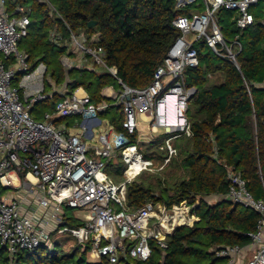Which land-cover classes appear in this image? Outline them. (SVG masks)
<instances>
[{
	"label": "built area",
	"instance_id": "2783aa9c",
	"mask_svg": "<svg viewBox=\"0 0 264 264\" xmlns=\"http://www.w3.org/2000/svg\"><path fill=\"white\" fill-rule=\"evenodd\" d=\"M26 1L0 0V247L11 256L40 247L53 249L49 228L67 227L65 209L70 208L83 211L77 236L90 245L93 260L106 258L109 264L147 261L153 252L152 241L166 249L167 239L177 228L192 225L193 208L187 201L172 208L154 202L138 211L128 208L127 186L144 171L155 170L153 160L146 159L131 138L142 123L153 135L162 130L173 135L162 149L168 151V157L158 171L178 155L173 141L181 135L191 136L187 109L197 91L186 87L183 75L187 69L199 67L195 44L205 41L217 55L237 66L240 34L227 42L216 15L221 9L235 12L237 29L243 32L254 24L251 9L260 0H176L177 9L200 3L203 11L174 20L181 35L144 89L123 83L116 67L108 64L99 34L88 38L85 31L76 33L67 25L68 37L57 28L51 30L50 42L66 48L60 64L67 74L74 69L100 68L121 86L113 105L122 108L123 131L108 124L97 146H89L85 138H94V129L103 123L99 115L110 104L96 105L83 87L70 92L66 82L59 88L50 78L47 86L46 64L33 65L20 49L32 21L33 8ZM37 1L47 6L51 17L62 18L49 0ZM169 77L171 81L166 83ZM56 95L58 101L43 119L31 115L33 108ZM69 117L81 118L76 124L81 133L72 135L68 124L57 125ZM116 157L127 165L126 181L120 184L106 172L107 162ZM227 175L231 182L228 193L205 200L241 204L256 211L260 220L257 230L249 234V245L218 248L216 257L224 260L222 264H264V199L254 198L240 174L228 170Z\"/></svg>",
	"mask_w": 264,
	"mask_h": 264
},
{
	"label": "trees",
	"instance_id": "16d2710c",
	"mask_svg": "<svg viewBox=\"0 0 264 264\" xmlns=\"http://www.w3.org/2000/svg\"><path fill=\"white\" fill-rule=\"evenodd\" d=\"M49 1L62 18L51 17L45 4L27 0L33 8L32 21L20 49L30 56L33 65L43 62L48 67L52 58L58 57L57 74L53 77L59 83L66 82L70 92L83 87L96 105L109 103V108L99 116L100 119L107 117L108 124L117 132L123 131L122 108L113 105L115 99L103 96V91L114 87L119 92L121 86L108 73L95 70L74 69L67 74L60 64L66 48L50 42V31L57 28L68 37L67 25L72 31L99 34L108 64L116 67L123 83L144 89L153 81L171 44L181 35L173 25L174 20L190 15L193 6L202 8L198 3L177 9L176 0ZM222 10L216 15L219 25L222 13L233 14ZM254 17V24L243 32L236 26L234 35L240 34L242 45L237 66L217 55L205 41L195 44L199 67L187 69L183 75L186 87L197 91L187 109L191 136L177 138L178 155L163 170L180 156V167L187 177L172 189L154 186L149 179L147 183L135 180L127 186V206L131 211H138L149 202L172 208L187 201L193 208L192 225L177 228L167 239L166 249L152 241L153 252L147 261L131 259L127 264H219L221 259L216 257V249L251 243L249 234L257 230L260 220L256 211L227 199L214 204L205 199L228 193L231 184L228 170L242 176L254 198L264 197V87H261L264 84V18ZM92 21L97 23L96 27L88 28ZM221 30L228 42L232 37L230 32ZM217 74L222 80L212 82L211 75ZM51 100L58 101V96ZM137 139L138 133L131 138L134 144ZM144 173L153 174L144 171L140 176ZM79 223L73 222L71 227L79 228ZM89 252V244H78L66 252L58 241H54L53 249L40 247L19 251L14 256L0 247V264H109L106 258L89 262Z\"/></svg>",
	"mask_w": 264,
	"mask_h": 264
},
{
	"label": "rangeland",
	"instance_id": "374dc122",
	"mask_svg": "<svg viewBox=\"0 0 264 264\" xmlns=\"http://www.w3.org/2000/svg\"><path fill=\"white\" fill-rule=\"evenodd\" d=\"M28 4L31 5V3H28ZM191 10L193 12H197V11H203V8H200L199 5H196V6L191 7ZM222 11H225V10L223 9ZM251 12L253 15H255L260 20L263 19L264 18V0H260L259 5L253 7L251 9ZM236 17H237V14L234 12L233 14L222 13V17H221L222 21L220 22V25L218 24L221 28H224L225 30L230 32L232 37L229 40V42H232L233 39L236 38V34L234 35V32L236 31ZM216 21L218 23L217 17H216ZM75 32L78 33L79 31H75ZM92 35L93 34L87 33L88 38L91 37ZM202 41L203 40L199 42H202ZM205 52H208V50L205 49ZM58 59L59 58L56 56L53 57L52 61L48 65V73H47V80H46L47 86L50 85L48 81V79L50 78L53 80L54 83L58 85L59 88L63 85L62 83H59L55 77H53L55 73L57 74L56 70L58 68V62H59ZM96 72L105 73V71H103L100 68H97ZM210 78L212 82H220L222 80L220 74H217L214 76L211 75ZM170 81L171 80L169 77L166 79L165 82L170 83ZM13 86L17 88L18 82L15 81ZM103 96L116 99L118 96V91L114 87H107L103 91ZM54 104H55L54 100H49L45 103H40L35 108H33L30 113L37 120H41L43 119L46 113H49L52 111ZM169 117H170V113H169ZM101 120L103 122L102 125L94 129V134H95L94 138L93 139L85 138V142L89 146L100 145L99 144L100 134L108 130L107 117H101ZM81 121L82 120L80 117H69V118L63 119L62 121L61 120L58 121L57 125L59 124L67 125L68 124L70 128L69 130L71 134L73 135L76 133H81L82 128L76 125L77 123H80ZM164 131L165 130H162L160 133L153 135L148 131L144 123L140 125L139 132H138V139H137L136 144L138 145L139 151L145 157H151L150 159L155 160V161L153 160L155 164L154 166L155 170L150 172V173H153L151 175H149L148 173H144L142 176L140 177L138 176L135 182L147 183L148 182L147 180L149 179L152 181V184L154 186L160 185L159 188L167 187L169 189H172V187L176 183H179L181 180L187 177L186 172L180 167L181 165L180 156H178L177 158H174L173 163L165 171L163 170L167 167V165L171 162V160L162 171H158V168H160L163 165L165 158L168 157V151L162 150V149H165L167 147V142H166L167 139L173 136V135H170V136L166 135ZM176 142H177V139L173 141L174 146ZM126 171H127V165L119 157H116L112 159L111 161L107 162L106 172L108 176L110 177V179L114 181L116 184H120L126 181V177H125ZM159 181H162V182H159ZM261 199H264V197H261ZM212 203H214V201H211V204ZM82 217H83L82 210L66 208L65 209V219L68 222V226L67 227L63 226L64 228H59V229L52 231L51 236H52L53 242L58 241L60 244H62L63 249L66 252L71 251L78 244L87 245V243L81 242L79 237L77 236L78 228L71 227L73 222H76V221L80 222V219H82ZM87 259L91 263L98 262V260L97 261L93 260L89 254L87 255ZM223 262L224 260H221L219 264H222Z\"/></svg>",
	"mask_w": 264,
	"mask_h": 264
},
{
	"label": "water",
	"instance_id": "95a60500",
	"mask_svg": "<svg viewBox=\"0 0 264 264\" xmlns=\"http://www.w3.org/2000/svg\"><path fill=\"white\" fill-rule=\"evenodd\" d=\"M96 25H97V23L96 22H94V21H92V22H90L89 24H88V28H94V27H96Z\"/></svg>",
	"mask_w": 264,
	"mask_h": 264
},
{
	"label": "crops",
	"instance_id": "0c3cea01",
	"mask_svg": "<svg viewBox=\"0 0 264 264\" xmlns=\"http://www.w3.org/2000/svg\"><path fill=\"white\" fill-rule=\"evenodd\" d=\"M25 52V51H24ZM143 124V123H142ZM49 230L52 232V231H54L55 229H53V228H49Z\"/></svg>",
	"mask_w": 264,
	"mask_h": 264
},
{
	"label": "bare ground",
	"instance_id": "6f19581e",
	"mask_svg": "<svg viewBox=\"0 0 264 264\" xmlns=\"http://www.w3.org/2000/svg\"><path fill=\"white\" fill-rule=\"evenodd\" d=\"M137 164H138V162H137ZM30 179L34 180V178L32 176H30Z\"/></svg>",
	"mask_w": 264,
	"mask_h": 264
}]
</instances>
